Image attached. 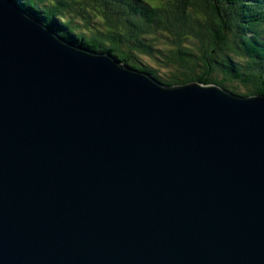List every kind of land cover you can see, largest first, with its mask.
I'll return each instance as SVG.
<instances>
[{
	"label": "water",
	"instance_id": "obj_1",
	"mask_svg": "<svg viewBox=\"0 0 264 264\" xmlns=\"http://www.w3.org/2000/svg\"><path fill=\"white\" fill-rule=\"evenodd\" d=\"M0 264H264V95L164 87L0 0Z\"/></svg>",
	"mask_w": 264,
	"mask_h": 264
},
{
	"label": "trees",
	"instance_id": "obj_2",
	"mask_svg": "<svg viewBox=\"0 0 264 264\" xmlns=\"http://www.w3.org/2000/svg\"><path fill=\"white\" fill-rule=\"evenodd\" d=\"M66 42L164 87L264 95V0H10Z\"/></svg>",
	"mask_w": 264,
	"mask_h": 264
},
{
	"label": "bare ground",
	"instance_id": "obj_3",
	"mask_svg": "<svg viewBox=\"0 0 264 264\" xmlns=\"http://www.w3.org/2000/svg\"><path fill=\"white\" fill-rule=\"evenodd\" d=\"M52 31V30H51ZM53 32V31H52ZM55 33V32H54Z\"/></svg>",
	"mask_w": 264,
	"mask_h": 264
}]
</instances>
